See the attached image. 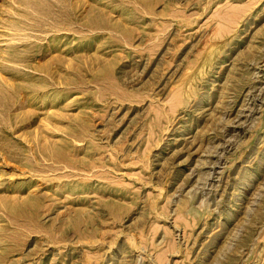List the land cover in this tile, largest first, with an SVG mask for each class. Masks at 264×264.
<instances>
[{
	"label": "rangeland",
	"instance_id": "1",
	"mask_svg": "<svg viewBox=\"0 0 264 264\" xmlns=\"http://www.w3.org/2000/svg\"><path fill=\"white\" fill-rule=\"evenodd\" d=\"M0 264H264V0H0Z\"/></svg>",
	"mask_w": 264,
	"mask_h": 264
},
{
	"label": "bare ground",
	"instance_id": "2",
	"mask_svg": "<svg viewBox=\"0 0 264 264\" xmlns=\"http://www.w3.org/2000/svg\"><path fill=\"white\" fill-rule=\"evenodd\" d=\"M125 32V31H124ZM127 39V38H126Z\"/></svg>",
	"mask_w": 264,
	"mask_h": 264
}]
</instances>
